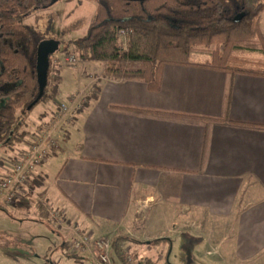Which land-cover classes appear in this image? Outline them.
Returning a JSON list of instances; mask_svg holds the SVG:
<instances>
[{
  "label": "crops",
  "instance_id": "0c3cea01",
  "mask_svg": "<svg viewBox=\"0 0 264 264\" xmlns=\"http://www.w3.org/2000/svg\"><path fill=\"white\" fill-rule=\"evenodd\" d=\"M253 63L258 68L250 70L264 72ZM49 66L60 80L54 60ZM103 72L95 66L77 73L82 83L67 100L83 92L87 102L29 185L73 229L59 230L66 236L61 248L72 251L79 230L109 242L128 235L158 250L168 244L171 253L173 235H185L192 248L196 231L214 263L264 264V74L165 65L159 90L151 91L143 81ZM54 99L42 111V127L54 115ZM30 139L0 170L7 172ZM129 244L122 257L123 250L131 256ZM9 248L0 245V254Z\"/></svg>",
  "mask_w": 264,
  "mask_h": 264
},
{
  "label": "trees",
  "instance_id": "16d2710c",
  "mask_svg": "<svg viewBox=\"0 0 264 264\" xmlns=\"http://www.w3.org/2000/svg\"><path fill=\"white\" fill-rule=\"evenodd\" d=\"M54 1L0 0V146L21 143L27 136L22 115L55 95L57 83L49 79L51 53L42 85L37 50L44 38L22 21L24 14ZM88 1L96 5L94 18L85 35L71 44L83 61L102 62L106 77L143 81L157 91L165 65L264 74L239 63L253 61L235 57L237 52L264 54V27L258 20L264 0ZM241 13L242 19L234 22ZM197 52L207 57L191 60ZM35 209L49 218L43 204L37 203ZM128 240L117 236L110 243L111 255L123 264L127 262L121 247ZM142 264L154 263L146 258Z\"/></svg>",
  "mask_w": 264,
  "mask_h": 264
},
{
  "label": "rangeland",
  "instance_id": "374dc122",
  "mask_svg": "<svg viewBox=\"0 0 264 264\" xmlns=\"http://www.w3.org/2000/svg\"><path fill=\"white\" fill-rule=\"evenodd\" d=\"M95 8V3L88 0H55L46 7L32 11L23 19L24 24L32 26L42 35L44 43L54 45V49L49 55V60H54V66L59 68L56 74L59 72L60 77V80L57 81L55 71L50 70V82L52 84L57 83V89L53 98L56 99H54V101L58 102V104H55L57 106L53 108L54 114L57 112L59 104L66 103L68 101L67 96L79 87L78 84L82 83L78 78V72L86 71L89 67H103L102 62H86L80 59L78 53L73 49L71 44L74 40L85 35L88 25L94 18ZM262 14H264V12H261L258 18L261 28L264 27ZM68 56H74L75 62L73 64L66 60ZM206 57L207 55L201 52H197L190 56L191 60H202ZM235 57L253 62L258 61L261 63L260 67H264L262 63L264 62V54L262 53L237 52ZM239 63L241 64L240 66L247 69L258 68V64L255 63ZM78 95L81 98L83 96L86 97V94L83 92ZM86 102L81 104L82 106H80V108L74 109L73 114L78 112ZM51 104L50 101L39 103L35 105L30 112H26L22 115L25 123L23 129H27L26 132L28 135L30 134L31 138L37 132L45 129L49 123L51 124L53 122L54 118L52 116L43 127L39 124L41 116L45 113L42 112L43 109H45V105L50 107ZM60 125L57 134H60L63 139L64 127H66V125ZM18 146L21 148L23 147L20 143L13 146L11 144L0 146V165L5 163L4 158L7 159L10 157L9 159H11L13 157L14 151L16 148H19ZM4 174L5 173L0 170V176ZM33 177L34 176H32V178ZM50 178L51 175L48 179ZM29 185L26 194L27 199L25 201L21 199V204L18 202L12 205L0 204V245H10L9 249H3L4 251H1V253L7 257L5 258L0 254V264H94L91 258L92 255L89 253L88 249L86 250L83 248L74 251L76 254L73 251H69L68 254L65 249L61 248L60 245L64 240L62 237L66 238V236L61 234L59 230L69 231V229H72L69 228L67 221L59 212L58 215L64 222L63 227L57 226L52 220L40 216L36 212L35 205L37 203L45 205V203L38 194L34 192L31 193L29 190L31 185ZM51 210L56 211L55 209ZM117 236L124 237L125 235ZM192 236L197 241L193 243V247L191 248L190 245L185 244V235H173V248H175L170 253V248L167 246L168 244H165L164 248L162 247L159 250L155 249L154 246L153 248H146V246L139 247L137 243H141V241H137L126 235L129 239L127 242L130 243L129 246L132 248L130 250V257L132 258L133 256L132 259L135 261L137 260L136 264L142 263L143 256L151 257L159 263L166 262L167 264H218L214 263V260L217 258L215 254H205L209 246L202 237V234L195 231V236ZM101 240L104 241L105 239ZM160 240L161 239L150 241L149 244L154 245ZM110 243L111 242H109V245ZM134 248L137 253L132 251ZM70 253H72L73 256L72 254L70 255ZM123 255L125 261H127L125 256L130 254L123 250ZM108 256L110 264H114V258L111 257L109 252ZM167 256H169L168 259ZM60 258L63 259L61 263H59ZM46 261L48 263H46Z\"/></svg>",
  "mask_w": 264,
  "mask_h": 264
},
{
  "label": "built area",
  "instance_id": "2783aa9c",
  "mask_svg": "<svg viewBox=\"0 0 264 264\" xmlns=\"http://www.w3.org/2000/svg\"><path fill=\"white\" fill-rule=\"evenodd\" d=\"M67 58L68 62L72 64L75 62L74 56H68ZM84 102H86L85 96L81 98L76 95L72 96L66 103L59 104L57 112L53 115V122L49 123L45 129L34 134L26 143L25 148L17 151L14 159L9 164L7 172L0 176V200L2 204L12 205L24 199L28 192L30 179L48 156L59 148L63 140L62 136L57 134L60 124L67 126L71 123L74 109L80 108ZM47 213L50 216L49 219L57 226H64V222L57 211L47 208ZM74 233L76 236L70 241L73 252L83 248L88 249L94 264H110L108 256L110 245L108 241L95 239L84 231L78 230ZM125 257L127 264H134L130 255Z\"/></svg>",
  "mask_w": 264,
  "mask_h": 264
},
{
  "label": "water",
  "instance_id": "95a60500",
  "mask_svg": "<svg viewBox=\"0 0 264 264\" xmlns=\"http://www.w3.org/2000/svg\"><path fill=\"white\" fill-rule=\"evenodd\" d=\"M244 16L243 13L238 14L234 17L233 21L234 22H239L242 17ZM54 49V45L52 44H47V43H42L38 50H37V58H38V66L37 70L40 75V83L42 85L45 84V79H46V64H47V57L49 53H52ZM42 95V91L39 93V97Z\"/></svg>",
  "mask_w": 264,
  "mask_h": 264
},
{
  "label": "flooded vegetation",
  "instance_id": "af4514ba",
  "mask_svg": "<svg viewBox=\"0 0 264 264\" xmlns=\"http://www.w3.org/2000/svg\"><path fill=\"white\" fill-rule=\"evenodd\" d=\"M46 7V6H45ZM43 8V7H42ZM40 9V8H39ZM36 10V9H35ZM32 12V11H31ZM31 12H29L28 14H24L23 15V18H22V21H23V19L25 18V17H27V15H29ZM27 25V24H26Z\"/></svg>",
  "mask_w": 264,
  "mask_h": 264
}]
</instances>
